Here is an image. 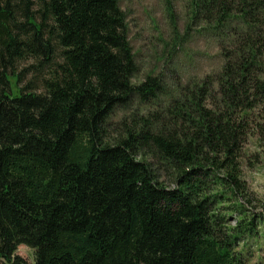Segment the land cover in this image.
<instances>
[{"label": "trees", "instance_id": "trees-1", "mask_svg": "<svg viewBox=\"0 0 264 264\" xmlns=\"http://www.w3.org/2000/svg\"><path fill=\"white\" fill-rule=\"evenodd\" d=\"M190 5L221 64L161 105V75L132 82L118 0H0V264H30L21 244L31 264L250 263L264 209L241 168L250 136L264 142V0ZM133 97L150 108L111 120Z\"/></svg>", "mask_w": 264, "mask_h": 264}, {"label": "rangeland", "instance_id": "rangeland-1", "mask_svg": "<svg viewBox=\"0 0 264 264\" xmlns=\"http://www.w3.org/2000/svg\"><path fill=\"white\" fill-rule=\"evenodd\" d=\"M170 1L118 0L126 16L128 40L137 63L132 82L139 84L149 74L161 75L164 85V92L158 96L161 105H165L168 99L166 94L174 92L178 79L184 83L201 78L217 70L221 64L213 38L201 31V21L192 20L190 0ZM29 78L30 75L26 81ZM12 90L17 93L14 79ZM144 108L150 106L133 97L128 105L116 108L111 120L117 121L135 109ZM244 154L241 169L251 201L248 207L260 213L264 209V142L260 144L256 137L250 136ZM159 173L164 179L163 172ZM261 229H264L263 225ZM248 249L252 253L249 264H264V235L258 240L250 239ZM15 253L30 264L34 261L33 249L26 245H19Z\"/></svg>", "mask_w": 264, "mask_h": 264}]
</instances>
